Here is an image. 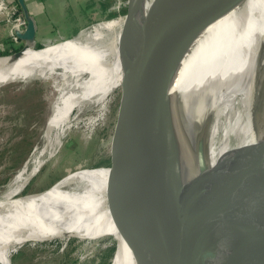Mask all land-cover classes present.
I'll return each mask as SVG.
<instances>
[{
	"label": "bare ground",
	"instance_id": "1",
	"mask_svg": "<svg viewBox=\"0 0 264 264\" xmlns=\"http://www.w3.org/2000/svg\"><path fill=\"white\" fill-rule=\"evenodd\" d=\"M160 1L137 0L138 15L146 19ZM122 24L120 18L102 20L66 41L28 49L15 60L0 57V88L18 80H61L44 126L48 147L41 155L47 151L51 157L61 146L76 119L71 116L75 107L88 101L105 105L106 96L122 84L128 69V60L121 54V46H126L116 33ZM189 52L193 56L188 53L184 60L190 59L191 66L182 79L180 74L174 76L172 95L164 107L163 119L169 124L161 137L164 150L142 190L144 197L152 193L164 211L149 225L168 226V189L185 163L200 157L208 160L205 167L213 169L225 152L257 141L264 132V103L253 98L255 93L264 95V0H241L208 22L194 35ZM43 162L36 159L31 168L25 166L0 193V264H12L15 249L27 242H65L77 236L94 245L101 233L117 232L105 208L109 170L102 166L77 170L43 192L9 201ZM255 181L262 183L258 203L253 202L254 190L249 187ZM73 182L79 183L74 189L69 186ZM214 198H219L221 207L210 243L216 258L208 264L248 260L259 242L264 243V171L256 170L229 187L190 193L198 215L201 208L209 209ZM121 245L122 261L118 251L112 264H136L123 237Z\"/></svg>",
	"mask_w": 264,
	"mask_h": 264
},
{
	"label": "water",
	"instance_id": "2",
	"mask_svg": "<svg viewBox=\"0 0 264 264\" xmlns=\"http://www.w3.org/2000/svg\"><path fill=\"white\" fill-rule=\"evenodd\" d=\"M17 1L26 27L18 28L15 33L23 44L11 54L0 55L14 60L28 49H41L36 46L35 18L25 0ZM240 1L161 0L143 20L137 12V0H123L118 17L123 24L116 33L125 43L121 54L128 60V69L117 102L109 156L102 165L109 170L104 191L105 208H109L117 232L96 237L101 243L96 253L97 264H112L118 251L122 258L121 237L130 247L136 264H208V260L216 258L210 243L217 230L221 206L219 198H214L209 209L201 208L198 215L190 199L191 191L229 187L256 170L264 171V132L257 141L225 152L213 169L205 167L208 160L204 158L187 162L173 176L168 189V226L148 224L164 212L156 197L150 192L144 197L142 190L145 179L153 173L150 168L157 165L164 150L161 137L169 124L163 119V112L172 95L171 82L179 74L182 79L191 66L190 59H184L188 53L191 55L189 51L196 32ZM261 185L260 181H255L249 186L254 190V203L260 198ZM30 194L33 193L16 198ZM261 237L264 238V230ZM249 256L248 260L238 258V263L261 261L264 264V243L259 242V248Z\"/></svg>",
	"mask_w": 264,
	"mask_h": 264
},
{
	"label": "rangeland",
	"instance_id": "3",
	"mask_svg": "<svg viewBox=\"0 0 264 264\" xmlns=\"http://www.w3.org/2000/svg\"><path fill=\"white\" fill-rule=\"evenodd\" d=\"M107 1L91 0L88 3L90 5L75 9L71 14L72 18L62 19L61 28L52 30L36 46L45 47L47 44L43 40L53 38L60 32L75 35L81 28L120 17L122 8H116L115 0L106 5ZM22 44L9 54L20 49ZM262 60L263 67L264 57ZM60 83L59 78L18 80L0 88V193L25 166L31 168L36 159L44 161L35 176L32 175L24 184L25 187L9 200L11 202L20 195L43 192L72 172L94 169L107 161L117 102L123 84L110 93V96H106L105 105L88 101L75 107L71 116L76 119L63 138L61 146L51 157L47 151L40 154L44 147L45 150L48 147L43 135L46 130L44 126L51 114L53 103L58 98L57 88ZM253 98L256 103H264V95L255 93ZM78 185L79 183L73 182L69 186L74 189ZM85 242L86 240L76 236H70L65 242L60 239L39 241L36 244L27 242L15 249L17 252L11 257L12 264H97L96 253L100 240H96L94 245Z\"/></svg>",
	"mask_w": 264,
	"mask_h": 264
},
{
	"label": "crops",
	"instance_id": "4",
	"mask_svg": "<svg viewBox=\"0 0 264 264\" xmlns=\"http://www.w3.org/2000/svg\"><path fill=\"white\" fill-rule=\"evenodd\" d=\"M10 3L16 4V11L13 14V18L22 13L18 10L17 0H7ZM26 4L34 16L37 24V43L49 36L52 30L55 28H61L62 19L72 18L71 14L75 12V9L86 6L91 0H25ZM90 5V4H88ZM73 8V10H70ZM69 12V14H68ZM68 15V16H67ZM86 26L85 28H87ZM84 28V29H85ZM81 28L77 34L81 32ZM75 35H69L65 32H60L53 38L44 39L47 45H53L59 42L66 41ZM22 43L21 40H16L11 36V17L7 16L3 11H0V52L12 51L15 47Z\"/></svg>",
	"mask_w": 264,
	"mask_h": 264
},
{
	"label": "built area",
	"instance_id": "5",
	"mask_svg": "<svg viewBox=\"0 0 264 264\" xmlns=\"http://www.w3.org/2000/svg\"><path fill=\"white\" fill-rule=\"evenodd\" d=\"M122 4H123V0H115L114 2V5L118 9L122 8ZM16 9H17L16 4L10 3L7 0H0V11H3L7 16L11 17V36L16 40H20L16 36L15 31L18 28L24 29L26 27V20L22 13L18 14L17 17L14 18L12 17ZM17 47H15L14 49H16Z\"/></svg>",
	"mask_w": 264,
	"mask_h": 264
},
{
	"label": "trees",
	"instance_id": "6",
	"mask_svg": "<svg viewBox=\"0 0 264 264\" xmlns=\"http://www.w3.org/2000/svg\"><path fill=\"white\" fill-rule=\"evenodd\" d=\"M112 1L113 0H108L107 2H106V5H108V4H112ZM18 10H19V12L20 11H22V9H21V7L18 5ZM113 14V13H112ZM15 50V49H14ZM9 52H11V51H5V52H0V55H6V54H9Z\"/></svg>",
	"mask_w": 264,
	"mask_h": 264
}]
</instances>
